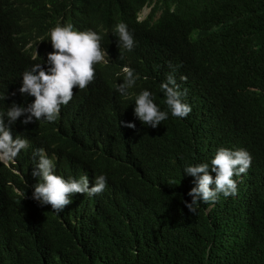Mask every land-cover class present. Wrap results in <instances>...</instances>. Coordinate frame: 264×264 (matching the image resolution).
I'll return each instance as SVG.
<instances>
[{
    "label": "trees",
    "instance_id": "obj_1",
    "mask_svg": "<svg viewBox=\"0 0 264 264\" xmlns=\"http://www.w3.org/2000/svg\"><path fill=\"white\" fill-rule=\"evenodd\" d=\"M70 1L84 0H22L21 9L1 8L9 21L25 22L19 29L8 27L7 38L36 27L37 35L48 34L51 41L50 31ZM107 1L89 0L86 10L100 31L120 21L135 25L136 11L146 0H113L102 10ZM158 6L168 17L175 6L172 16L183 19L144 23L138 30L160 34L171 44L168 59L147 61L155 69L154 101L168 118L155 128H121L124 101L104 98L124 81L125 60L119 58L97 71L88 114L68 118L65 112L66 118L53 123L19 120L35 143H55L90 159L93 177L105 175L107 186L97 195L74 194L72 203L56 213L33 199L28 175L0 165V264H264V0H158ZM193 28L203 30L195 40L194 33L188 38ZM7 45L8 40L0 47ZM206 48L212 60L204 57ZM13 58L9 73L17 84L21 68L32 60L16 52ZM168 74L186 92L182 100L192 108L186 118L173 117L164 103L160 85ZM83 115L94 128L97 158L77 126ZM113 143L121 155L114 153ZM221 147L247 150L255 165L241 179L243 190L234 202L221 194L215 203L201 201L192 214L185 201L192 200L188 192L196 186L195 177L184 168L211 166ZM126 149L142 156L139 167L121 163Z\"/></svg>",
    "mask_w": 264,
    "mask_h": 264
},
{
    "label": "clouds",
    "instance_id": "obj_2",
    "mask_svg": "<svg viewBox=\"0 0 264 264\" xmlns=\"http://www.w3.org/2000/svg\"><path fill=\"white\" fill-rule=\"evenodd\" d=\"M21 2L0 0V9L7 6L21 9ZM110 2L114 1L108 0L101 9L106 10ZM157 2L146 0L137 9L135 25L120 21L111 27L103 25L100 31L99 25L86 13L89 0L70 1L50 31L51 41L48 40V34L47 37L37 35L36 27L24 33L17 30L12 34L13 39L9 40L7 28L19 29L25 22L9 21L0 15V44L8 40L6 47H0V165L23 177L28 175L30 186L35 188L32 197L41 206L51 205L53 211L60 213L72 203L74 194L87 193L91 196L102 193L107 186V177L95 175L94 179L92 169L95 165L87 157L76 155L70 149L59 148L55 143H35L18 123L23 117L22 123L27 125L33 118L47 123L58 122L62 117L66 118L65 112L68 118L88 114L90 107L86 101L91 95L97 71L122 58L125 62L120 67V74L124 75V81L117 86L116 91L104 96L107 103H116L121 98L124 101L121 128L134 130L138 125L155 128L168 118V112L162 111L154 101L151 80L155 69L147 61L151 57L160 61L168 59L172 51L171 44L160 34L146 32L141 35L138 30L144 23L157 25L166 21L182 22L183 19L172 16L175 6L168 17L163 8L157 7ZM196 29L193 28L188 35L189 38L194 33L191 40L197 39L203 32L201 28ZM30 30H33V35L29 34ZM21 39L25 41L19 46ZM206 50L207 55L204 57L212 60L211 48ZM14 52L32 60L21 68L23 70L17 84L11 82L9 73L16 65L13 63ZM129 54H133L132 60L128 58ZM181 79L186 81L187 77ZM135 87L136 91H133ZM160 87L171 115L186 118L192 108L182 100L186 92L180 91L175 77L168 74ZM81 117L83 121L77 126L81 127L92 143L97 158L100 151L99 145L94 143V128H88L87 116ZM239 133L240 130L236 135L239 136ZM112 147L114 153L119 152L121 155L122 151L116 144L113 143ZM124 152L127 154L120 159L124 166H140L142 156L138 157L139 154L131 149ZM254 165L255 160L247 150L221 147L211 160V166L208 163L186 166L184 173L195 177L196 184L188 192L192 197L191 202L185 201L189 212L196 214V206L201 201L215 203L221 194L225 200L227 198L234 202L240 190H243L241 179L248 176ZM213 172L215 176L211 174ZM213 184L214 188L211 187ZM0 216H3L1 205Z\"/></svg>",
    "mask_w": 264,
    "mask_h": 264
}]
</instances>
